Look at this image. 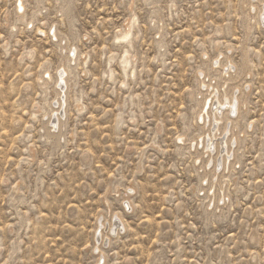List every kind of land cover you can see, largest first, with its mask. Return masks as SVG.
<instances>
[{
    "label": "rangeland",
    "instance_id": "rangeland-1",
    "mask_svg": "<svg viewBox=\"0 0 264 264\" xmlns=\"http://www.w3.org/2000/svg\"><path fill=\"white\" fill-rule=\"evenodd\" d=\"M250 4L0 0V264H264V1ZM62 47L78 56L55 147ZM224 83L235 154L208 179L201 104Z\"/></svg>",
    "mask_w": 264,
    "mask_h": 264
},
{
    "label": "bare ground",
    "instance_id": "bare-ground-1",
    "mask_svg": "<svg viewBox=\"0 0 264 264\" xmlns=\"http://www.w3.org/2000/svg\"><path fill=\"white\" fill-rule=\"evenodd\" d=\"M263 1L264 0H262V2ZM247 4L251 5L252 2L250 4V0H247ZM259 4H260V2H259ZM16 7L18 8V12H17L18 14H22V12L25 11L23 1L19 2V4H16ZM256 10H257V8H255L253 10V12H256ZM258 10L260 11V8ZM251 11H252V9L250 8V12ZM70 24H71V21H70ZM30 25H32V22H30ZM50 33H52V36H55L56 38L59 39V41H60L59 43L63 42V38H60L58 36V30H56L55 25L52 26V30H50ZM70 33H71V35L74 34V32L72 30ZM129 35H130V33L127 32L121 39L126 40L127 38H129ZM74 41H75V37H74ZM72 48H76V46H72ZM72 48L70 51H68L67 47L61 48L65 52V55L62 56V62L60 64L61 69L64 68L67 63L69 64V62H72V66H74V62H76V57L78 56V52H76V49L72 50ZM61 52H62V50H61ZM71 54H73V56H71ZM245 56H246V54H245ZM220 64L221 63L218 62V65H220ZM230 64H231V62H230ZM244 64L247 65L246 62ZM227 65H228V62H227ZM61 69L58 73L59 84H58V89H57L56 97H55L56 105L58 108L57 113L55 112L56 113L55 114L56 119L52 120L51 116L50 117L47 116L46 117L47 119L43 124V129L45 131L44 134H45L46 138L52 139L54 141L55 147H59L63 142V132L59 128L61 126V120L59 118V114L61 113L62 118L64 119V117H65L64 110H65V106L67 105V84H66L67 81L65 79V70L66 69L64 68V71L63 70L61 71ZM48 80H50V74H48ZM40 82H42V80H40ZM236 88L237 87L230 86L228 83H224L220 88H212V86H210V92L211 93L208 92V95L205 96L206 97L205 100L204 99H203L204 101L202 100L203 103L201 104L202 105L201 119L206 124L207 131H206L205 137L201 140V145H202L203 149L207 150L206 153L209 154L208 160L204 159L206 161H203V167H204V169L206 166H212V168H213V170L209 173H207L205 171V176L208 179L211 178V176L217 175V173H218L217 168L218 167H219L218 169H220V170L224 169L225 171H226V168L229 169L230 159L232 157H234V154H235V150L232 149L230 145H231L232 140H233L234 146L236 145V141H235V139H233L234 138V134L232 133L233 132V121H232V116H231L233 113H235V111L237 113V110L240 107L239 97H238L239 92H237L235 90ZM57 108H56V110H57ZM64 128H65V125H64ZM229 136H231V137H229ZM202 158H204V157H202ZM222 172H224V171L222 170ZM218 177H217V180H218ZM206 182L208 184V180H206ZM216 182L217 181L214 180L213 186L211 185L213 193H212V197L210 200V204L215 202L217 195H218V197L222 196L220 194L221 193L220 191L223 190V185H221L219 183L216 184ZM214 188H216L217 194L214 192L215 191ZM223 195H224V193H223ZM224 198H225V196L223 197V199ZM127 201H128V199H127ZM224 202H225V200H224ZM111 220H112V218L110 219V221H105V222L102 221L101 226H99V228L102 227L106 231V234H104V235L106 236L107 240H109L111 233H118L117 226H116L117 224H115L114 221H111ZM120 222H121V220H120ZM101 234H103V233H101ZM105 236H103V238Z\"/></svg>",
    "mask_w": 264,
    "mask_h": 264
}]
</instances>
